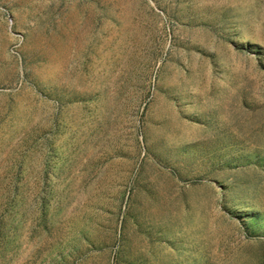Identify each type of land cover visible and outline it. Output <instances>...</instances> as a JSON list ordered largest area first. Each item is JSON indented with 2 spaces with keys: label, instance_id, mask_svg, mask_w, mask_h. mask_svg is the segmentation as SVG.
Masks as SVG:
<instances>
[{
  "label": "rangeland",
  "instance_id": "374dc122",
  "mask_svg": "<svg viewBox=\"0 0 264 264\" xmlns=\"http://www.w3.org/2000/svg\"><path fill=\"white\" fill-rule=\"evenodd\" d=\"M0 264H264V0H0Z\"/></svg>",
  "mask_w": 264,
  "mask_h": 264
}]
</instances>
